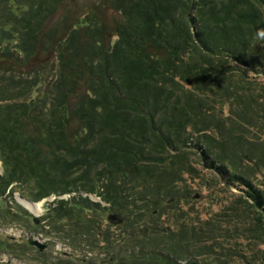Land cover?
Listing matches in <instances>:
<instances>
[{
    "label": "trees",
    "instance_id": "16d2710c",
    "mask_svg": "<svg viewBox=\"0 0 264 264\" xmlns=\"http://www.w3.org/2000/svg\"><path fill=\"white\" fill-rule=\"evenodd\" d=\"M84 2L0 0V223L28 229L0 251L44 264H233L206 258L213 244L178 218L176 230L162 222L185 175L206 173L264 245V0ZM8 190L53 196L50 229L6 207ZM107 210L128 233L104 228ZM215 222L214 236L232 228ZM31 231L71 248L49 257Z\"/></svg>",
    "mask_w": 264,
    "mask_h": 264
},
{
    "label": "rangeland",
    "instance_id": "374dc122",
    "mask_svg": "<svg viewBox=\"0 0 264 264\" xmlns=\"http://www.w3.org/2000/svg\"><path fill=\"white\" fill-rule=\"evenodd\" d=\"M83 1H85L84 3H86L94 2L95 0H82V2ZM257 80L264 81V77L261 76ZM261 123L258 121V126L254 128V137L256 138L259 137L258 135H256V130L258 129V127L261 126ZM258 140L263 142L264 139L260 137L258 138ZM257 146H260V149H263L264 151V147H262L260 144H257ZM195 168H197L198 171H202L201 165H195ZM206 176L210 177L208 173H206ZM208 177L202 176L201 178L200 174H198L197 176L185 175V179L182 180L183 183H179L176 188L180 192L179 199L176 200L168 197L169 200L167 198L164 200V203L167 205L162 206L161 208L163 212L162 222H170V224L173 225V221H171V219L178 218L179 221L177 220V224L182 223L188 225L187 229L189 231V239L193 240L196 244L200 246H211L213 244L212 249L216 251H212L211 249V251L206 254V258H210V260H213L215 259V257H217V262H219L220 258L221 261H224L225 259H233V264H247L249 263V261H252L254 264V261L259 259L258 256H262L263 262L261 261L260 264H264V245L261 243L254 244V238L251 237L249 239L248 237L242 234L241 230L243 227L241 226L243 225V223L236 222L241 218V216L239 214H235V212L231 211L229 207L230 205H232V194L229 191H221L218 187H213L209 182L210 179ZM9 192L10 190L7 191L6 197H4V201L9 204L6 206L7 203L4 202L5 204L3 203V206H20L24 210L28 211L33 216V219L38 218L39 222L40 220H42L41 225L44 226V229H50L47 214L50 210V207L55 202L53 196L47 198L48 201L42 200L40 202H36L37 204H42L41 211L39 212V214H36L33 211L32 213L29 207L23 204V201L21 200L22 198H20V193L18 191L14 193H12L13 191H11L10 193ZM231 192H233L234 194H239L236 188H233ZM103 205L108 206L106 204ZM108 211L109 210H107L104 215V228H106V230H109L111 234L115 233L116 235H122L128 233L126 227L124 226L125 220L122 218L123 213L118 211ZM109 214L117 215L121 217L123 221L119 224H113L107 219ZM156 215L159 214L157 213ZM214 218L216 220H220L221 222L224 221L222 223L224 226L226 224H229L232 227L230 230H227L226 227L223 226L225 229L221 230V238L218 237L219 235L217 233L215 234V236L213 235V227L218 226V223L215 222ZM182 220H184L185 222H181ZM234 221L236 222V225ZM172 228L175 229L174 225ZM30 229L34 230L32 224L30 225ZM141 230L143 229L141 228ZM138 231L139 230H135V232ZM24 232H28V229L22 228L16 224L4 226L0 223V238L2 239L8 237L9 240L23 244L25 241H27V238L23 235ZM31 232L37 234L34 240L39 241L46 247L44 249H40L36 245L29 244V246L36 248L40 252H45L49 257L55 258L56 256H64L62 246L66 247L64 249L71 248L70 245H68L64 240L60 239L61 237L59 238L53 233L51 234L49 232L45 234L41 232ZM46 240H48L49 243H46ZM128 242V240L124 241V239L121 238L120 243L123 247L126 246V244H130ZM128 247L131 248V246ZM78 250H80V248H78ZM10 255L14 257L9 259L11 257ZM25 256L26 255L22 256L20 253H8L5 251H0V257H2L0 258V264L43 263H40V260L37 259L38 256L36 252L30 251L28 252V255L26 257ZM255 263L259 264L258 262ZM105 264H109V261H106Z\"/></svg>",
    "mask_w": 264,
    "mask_h": 264
},
{
    "label": "water",
    "instance_id": "95a60500",
    "mask_svg": "<svg viewBox=\"0 0 264 264\" xmlns=\"http://www.w3.org/2000/svg\"><path fill=\"white\" fill-rule=\"evenodd\" d=\"M22 199H25V198H23L22 196H20ZM90 197L92 198V199H94V200H96V201H99V198L98 197H96V195H90ZM26 200V199H25ZM28 202H30V203H32V204H36V203H34V202H31V201H29V200H27ZM108 221L109 222H111V223H113V224H119V223H121L122 221H123V219L121 218V217H119V216H117V215H114V214H109L108 215ZM37 223L39 222V219L38 218H35L34 219ZM29 244L30 245H36V246H38L40 249H44L46 246L44 245V244H41L39 241H37V240H32V239H30L29 240Z\"/></svg>",
    "mask_w": 264,
    "mask_h": 264
},
{
    "label": "bare ground",
    "instance_id": "6f19581e",
    "mask_svg": "<svg viewBox=\"0 0 264 264\" xmlns=\"http://www.w3.org/2000/svg\"><path fill=\"white\" fill-rule=\"evenodd\" d=\"M21 198V197H20ZM23 204L27 207H29V209L33 212H35L36 214H39V212L41 211V207H42V204L41 203H36V204H32L30 202H28L27 200H23Z\"/></svg>",
    "mask_w": 264,
    "mask_h": 264
},
{
    "label": "clouds",
    "instance_id": "9594fccd",
    "mask_svg": "<svg viewBox=\"0 0 264 264\" xmlns=\"http://www.w3.org/2000/svg\"><path fill=\"white\" fill-rule=\"evenodd\" d=\"M260 36L264 37V31L260 32Z\"/></svg>",
    "mask_w": 264,
    "mask_h": 264
}]
</instances>
